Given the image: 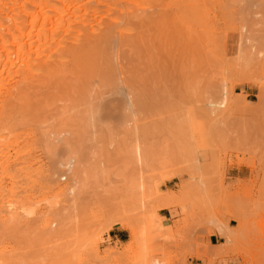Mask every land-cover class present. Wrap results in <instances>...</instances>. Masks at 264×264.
<instances>
[{
    "label": "rangeland",
    "instance_id": "obj_1",
    "mask_svg": "<svg viewBox=\"0 0 264 264\" xmlns=\"http://www.w3.org/2000/svg\"><path fill=\"white\" fill-rule=\"evenodd\" d=\"M62 1L88 40L0 112L19 156L0 204L30 211L0 217V264H244L228 232L264 229V0Z\"/></svg>",
    "mask_w": 264,
    "mask_h": 264
},
{
    "label": "bare ground",
    "instance_id": "obj_2",
    "mask_svg": "<svg viewBox=\"0 0 264 264\" xmlns=\"http://www.w3.org/2000/svg\"><path fill=\"white\" fill-rule=\"evenodd\" d=\"M14 3L15 0H0V112L19 91L21 85H27L37 75L48 74L54 64L63 63L66 57L73 55L76 47L83 46L88 40L82 32L72 35V27L65 18L66 1H60L63 8L59 10L57 17L45 9L50 5V0H34L29 8L21 5L18 13L12 16L6 10L11 9ZM3 16L9 18L8 23L1 20ZM115 30L117 28L111 26L100 35L102 38H108ZM245 48L250 56L254 54L250 49L252 45ZM257 55L264 60V37L260 38ZM6 145L4 146L0 139V198L3 193L4 173L8 172L12 163L19 162L18 154H14L13 159L7 155ZM11 204L12 202L9 206ZM19 211L30 213L23 207L2 209L0 204V217L18 214ZM260 225L264 226V220ZM257 229L255 232L248 226H241L238 237L233 230L228 232L230 246L238 243L244 248V264H264V229L260 226ZM133 236L135 238V235ZM255 240H260L261 247L254 250L251 246Z\"/></svg>",
    "mask_w": 264,
    "mask_h": 264
},
{
    "label": "crops",
    "instance_id": "obj_3",
    "mask_svg": "<svg viewBox=\"0 0 264 264\" xmlns=\"http://www.w3.org/2000/svg\"><path fill=\"white\" fill-rule=\"evenodd\" d=\"M116 236V235H115ZM208 241L211 245H216L217 243H219V239L220 237L218 236V234L216 232H211L208 235Z\"/></svg>",
    "mask_w": 264,
    "mask_h": 264
}]
</instances>
